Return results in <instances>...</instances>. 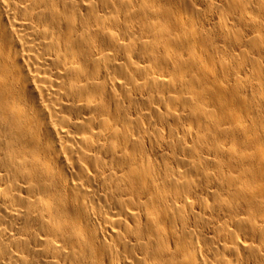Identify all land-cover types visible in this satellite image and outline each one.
I'll use <instances>...</instances> for the list:
<instances>
[{
  "label": "bare ground",
  "instance_id": "bare-ground-1",
  "mask_svg": "<svg viewBox=\"0 0 264 264\" xmlns=\"http://www.w3.org/2000/svg\"><path fill=\"white\" fill-rule=\"evenodd\" d=\"M0 264H264V0H0Z\"/></svg>",
  "mask_w": 264,
  "mask_h": 264
}]
</instances>
